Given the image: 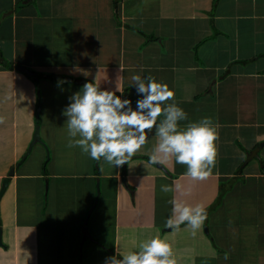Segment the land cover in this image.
Instances as JSON below:
<instances>
[{
  "label": "crops",
  "instance_id": "crops-1",
  "mask_svg": "<svg viewBox=\"0 0 264 264\" xmlns=\"http://www.w3.org/2000/svg\"><path fill=\"white\" fill-rule=\"evenodd\" d=\"M10 44L15 69L0 61V193L11 177L0 264H104L157 234L177 264H264V0H0V48ZM134 74L169 86L188 115L181 128L205 117L219 125L206 179L174 160L149 164L155 129L120 167L67 146L62 113L78 80L118 84L135 109ZM174 181L179 191L161 192ZM173 198L205 207L195 236L185 224L174 234L165 227Z\"/></svg>",
  "mask_w": 264,
  "mask_h": 264
},
{
  "label": "clouds",
  "instance_id": "clouds-1",
  "mask_svg": "<svg viewBox=\"0 0 264 264\" xmlns=\"http://www.w3.org/2000/svg\"><path fill=\"white\" fill-rule=\"evenodd\" d=\"M97 76L69 97L70 103L62 113L67 118L69 148L79 147L94 160L103 158L109 165L120 167L133 159L155 129L156 144L149 164L164 165L174 160L186 166L184 175L194 181H202L211 174L219 139V125L212 118L205 117L181 128L180 122L186 121L188 115L174 102L175 93L166 83L157 82L151 75L146 78L132 75L130 79L140 97L133 109L130 99L116 95L121 93L118 84L115 91L101 89ZM120 79L118 76L117 81ZM3 123L5 117L0 115V124ZM180 188L174 181L172 185H161L160 190L169 193ZM169 203L171 214L165 227L174 234L185 224L195 236L207 218L205 207L176 198ZM104 264H177V260L172 244L157 234L140 243L137 251H122L119 257L116 254L107 257Z\"/></svg>",
  "mask_w": 264,
  "mask_h": 264
},
{
  "label": "water",
  "instance_id": "water-1",
  "mask_svg": "<svg viewBox=\"0 0 264 264\" xmlns=\"http://www.w3.org/2000/svg\"><path fill=\"white\" fill-rule=\"evenodd\" d=\"M17 69H19L20 71H23L25 73H29V74H33V75H37L36 72H33L31 71L28 67L24 66V65H18L17 66ZM59 80L61 81H73V78L72 77H65V76H59L58 77ZM79 83H87L88 80L87 79H80L78 80ZM39 117V116H38ZM42 141V138H41V127L38 126L37 127V130H36V133H35V137H34V140L32 142V145H31V149H30V152L31 150L33 149V146L37 143V142H41ZM259 150L260 148H257L255 151H253L250 155H249V158H248V161L251 160L254 156H259ZM29 155V154H28ZM15 173V168L12 170L11 172V176L14 175ZM10 182H11V177L6 179L4 181V188L2 190V192L0 193V205H1V201L3 199V196L5 195L9 185H10ZM1 209V207H0ZM2 234H3V229L1 228L0 229V236L2 237ZM85 235H86V238L90 237L92 238L90 235H89V232H88V229L86 228L85 229Z\"/></svg>",
  "mask_w": 264,
  "mask_h": 264
},
{
  "label": "trees",
  "instance_id": "trees-1",
  "mask_svg": "<svg viewBox=\"0 0 264 264\" xmlns=\"http://www.w3.org/2000/svg\"><path fill=\"white\" fill-rule=\"evenodd\" d=\"M115 17L118 21V23H120V19H119V14H118V8H117V4L115 5ZM150 38H152L150 36ZM3 59V64L8 68V69H15V64L14 62H11V61H8L4 54H3V50L0 48V60ZM2 64V63H0ZM33 70V69H32ZM34 71V70H33ZM36 72V71H35ZM37 74H38V77L40 78H55L54 76L55 75H52L50 73H46V72H40V71H37ZM226 185V184H225ZM225 185L222 186V193H221V196L220 198L210 207V209L208 211H213L215 210L221 203H222V200H223V197L225 196V192L227 191V189H225ZM207 211V212H208Z\"/></svg>",
  "mask_w": 264,
  "mask_h": 264
},
{
  "label": "rangeland",
  "instance_id": "rangeland-1",
  "mask_svg": "<svg viewBox=\"0 0 264 264\" xmlns=\"http://www.w3.org/2000/svg\"><path fill=\"white\" fill-rule=\"evenodd\" d=\"M2 49H3V51H4V54H5V57L7 58V60L8 59H12V57H13V48H12V44H10L9 46H4V47H1ZM1 61V60H0ZM9 61V60H8ZM30 69V68H29ZM31 71H33L32 69H30ZM36 71V73H37V71H39V70H37V69H35L33 72H35ZM0 82L1 83H5L4 85H3V87H6V83L7 82H5V81H3L2 79L0 80ZM2 85V84H1ZM244 239V237H242L241 238V242H242V240Z\"/></svg>",
  "mask_w": 264,
  "mask_h": 264
}]
</instances>
